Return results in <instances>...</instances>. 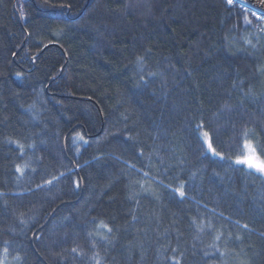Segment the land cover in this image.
I'll list each match as a JSON object with an SVG mask.
<instances>
[{"label":"trees","instance_id":"1","mask_svg":"<svg viewBox=\"0 0 264 264\" xmlns=\"http://www.w3.org/2000/svg\"><path fill=\"white\" fill-rule=\"evenodd\" d=\"M261 17L236 0H0V262L264 264V177L192 133L203 119L226 157L245 139L264 152Z\"/></svg>","mask_w":264,"mask_h":264},{"label":"snow or ice","instance_id":"2","mask_svg":"<svg viewBox=\"0 0 264 264\" xmlns=\"http://www.w3.org/2000/svg\"><path fill=\"white\" fill-rule=\"evenodd\" d=\"M226 3L228 5H233L234 0H226ZM261 18H264V17H261ZM244 20L246 23H249V24L251 23V21L248 19L247 16L244 17ZM248 42L251 43V41H248ZM143 59H144L143 57L137 58V64L140 65L141 67L143 65ZM17 75L19 76L20 74L17 73ZM225 107H228V106L225 105ZM192 133L196 137V139L198 140V143L200 146V154L202 157L208 158L210 156H215L221 160L230 159V160H232V162L235 165L243 166L251 174H259L261 177H264V152H261L260 149H258L257 146L254 143H252L251 141H248L247 139H245V143H244V148L249 150V154L241 155V156H235V157H226L222 151L218 150V146L216 143V130L213 129L210 124H207L203 119H200L196 124L193 125ZM248 136H254V133H251L247 130H242V137L247 138ZM75 139L82 141L84 144L88 143V141L85 139L83 134L78 133L77 137ZM75 139L73 141L74 143H75ZM10 143L17 144V146L20 150V157H23L25 154L24 153L25 145L23 143H21L20 141H10ZM27 147L28 148H35V144L34 143L28 144ZM77 152H79L78 147H77ZM39 159L40 158H38V160ZM129 167L135 169L136 166H135V164H130ZM28 168H30V164L27 162L24 163L23 165H21V164L15 165V171L17 173H20L21 175H23L25 172V169H28ZM31 171L35 173L38 170L36 168H31ZM69 171H71V170L69 169ZM144 175L147 176L148 173H144ZM64 176H65L64 172L59 173V175H53V176H51V178L44 179L42 181V183L37 184L36 188L41 189V188H45V187L54 186V184L56 182H58ZM74 183L76 184L77 187L79 186V183L77 181H74ZM141 187H143V185H141ZM145 190L147 191V189H145ZM174 192L177 193L179 195V197L184 198L186 196L185 182L181 180L179 187H176L174 189ZM134 219H135V217H134ZM20 223L21 224L25 223V220L21 219ZM192 223L196 224L195 218H193ZM97 227L107 229L108 233H111L113 231V229L108 224H106L104 221H100L99 224L97 225ZM198 227L201 231H203V223L198 225ZM208 227H212L211 223H209ZM245 227H247V225H245ZM94 235H99V233L98 232H91V231L88 232L89 237H92ZM101 239L108 241L109 237L107 235H103V236H101ZM216 239L217 240L220 239V236L218 235L216 237ZM92 247L93 248L96 247L95 242L92 243ZM4 251L6 253L8 251V249L5 248ZM173 251H175V250H173ZM71 252L77 253V255L83 254L82 252L78 251L77 247H73L71 249ZM98 256H99V253L97 252V253H94V255L92 257V259L96 261V264H100V261L97 258ZM0 264H2V262H0ZM177 264H179L178 261H177Z\"/></svg>","mask_w":264,"mask_h":264},{"label":"water","instance_id":"3","mask_svg":"<svg viewBox=\"0 0 264 264\" xmlns=\"http://www.w3.org/2000/svg\"><path fill=\"white\" fill-rule=\"evenodd\" d=\"M237 2L264 14V0H236Z\"/></svg>","mask_w":264,"mask_h":264},{"label":"rangeland","instance_id":"4","mask_svg":"<svg viewBox=\"0 0 264 264\" xmlns=\"http://www.w3.org/2000/svg\"><path fill=\"white\" fill-rule=\"evenodd\" d=\"M248 141H251V140H248ZM251 142H252V141H251ZM244 143H245V141H244ZM244 143H243V148H244ZM252 143H253V142H252ZM247 154H249V150L246 149V148H244L243 155H247Z\"/></svg>","mask_w":264,"mask_h":264}]
</instances>
